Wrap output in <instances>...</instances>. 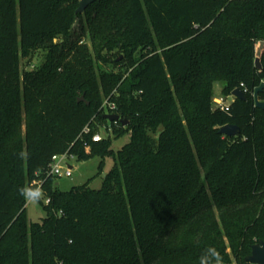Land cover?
<instances>
[{
	"label": "trees",
	"instance_id": "1",
	"mask_svg": "<svg viewBox=\"0 0 264 264\" xmlns=\"http://www.w3.org/2000/svg\"><path fill=\"white\" fill-rule=\"evenodd\" d=\"M80 1L0 0V264H248L264 241V0ZM217 86L247 100L223 110ZM103 124L113 138L94 143ZM64 154L114 165L99 190L44 182L31 222L32 184Z\"/></svg>",
	"mask_w": 264,
	"mask_h": 264
},
{
	"label": "rangeland",
	"instance_id": "2",
	"mask_svg": "<svg viewBox=\"0 0 264 264\" xmlns=\"http://www.w3.org/2000/svg\"><path fill=\"white\" fill-rule=\"evenodd\" d=\"M84 23H86V17H84ZM81 28V23L78 21L73 29L72 32H79ZM63 42V41H62ZM56 44H60L61 41L56 40ZM88 43V42H87ZM49 50L46 48H38L33 50L30 55L26 58H21V72H30L32 70L38 69L44 60L47 57ZM118 52H106L104 56H106L109 60H113L118 58L120 60L123 56H120ZM102 68L109 70L111 66L104 65L100 63ZM124 71V70H123ZM223 100L229 101V98H223L222 95V86L216 87V99L214 100V105L217 106L218 102H222ZM109 125L111 123L109 122ZM105 128L109 129L110 127L107 124L102 125L101 129V136L102 137H111L113 138V132H106ZM130 137L128 135L124 136L119 140H114L112 149L117 152L120 150L124 145L129 142ZM90 152V150L88 151ZM69 164L73 167V176L71 178H60L55 179L53 176L47 172L43 178H41L38 182L44 183L47 180L56 182V185L60 188L61 191H70L74 187L84 186L89 184V187L95 190L101 189L103 185V180L105 175L108 174L111 169L113 168L114 162L112 157H106L104 159L96 157L92 158L89 161L82 162L77 157H71L69 160ZM102 166V168H100ZM39 196L38 200L36 196ZM47 195L43 193L41 190L36 189L35 192L29 196L28 203H27V216L31 222L40 223L47 217V212L44 208V205L47 204ZM232 264H237L236 261H233Z\"/></svg>",
	"mask_w": 264,
	"mask_h": 264
},
{
	"label": "water",
	"instance_id": "3",
	"mask_svg": "<svg viewBox=\"0 0 264 264\" xmlns=\"http://www.w3.org/2000/svg\"><path fill=\"white\" fill-rule=\"evenodd\" d=\"M98 0H81L79 3V7L76 11L77 15L84 14L92 5H94ZM264 47V43L262 44V48ZM256 68L258 70H262L261 59H256ZM264 93V80L261 85L255 89L254 91V102L256 108L260 110H264V101L259 99L260 94ZM232 97L239 100H247V97L244 95L243 91L240 89H236L232 93ZM79 102H85V98L82 97ZM106 120L110 123H120L122 126L126 127L129 123L128 121L122 120L119 115L115 114H107L104 116ZM220 134L229 138L237 137L241 134L240 129L234 125H227L220 129ZM245 261L248 264H264V241H260L255 244L251 248V254L246 257Z\"/></svg>",
	"mask_w": 264,
	"mask_h": 264
},
{
	"label": "built area",
	"instance_id": "4",
	"mask_svg": "<svg viewBox=\"0 0 264 264\" xmlns=\"http://www.w3.org/2000/svg\"><path fill=\"white\" fill-rule=\"evenodd\" d=\"M263 82V81H262ZM243 86V85H242ZM246 92V90H245ZM231 98L234 100L235 98L231 96ZM232 100V101H233ZM218 105L217 107L222 108L223 110H227L229 108L230 103H228L227 101L223 100L222 102L217 101ZM107 106V105H106ZM108 107L114 111L116 108L113 105H108ZM109 114V113H107ZM85 134H90V129L86 128L84 131ZM103 140V137L101 136L100 133H97L93 136V142L94 143H98L101 142ZM71 157L74 156H70L68 154H64V155H58L53 157L52 163L49 167V173L51 176L55 177V178H71L73 176V167L70 166L69 164V159ZM33 186H38L39 190L42 189L43 183L42 182H36L34 181ZM50 201L48 200L47 203H49Z\"/></svg>",
	"mask_w": 264,
	"mask_h": 264
},
{
	"label": "crops",
	"instance_id": "5",
	"mask_svg": "<svg viewBox=\"0 0 264 264\" xmlns=\"http://www.w3.org/2000/svg\"><path fill=\"white\" fill-rule=\"evenodd\" d=\"M232 98L231 97H229V101H228V103H231L232 102ZM58 185V184H57Z\"/></svg>",
	"mask_w": 264,
	"mask_h": 264
}]
</instances>
